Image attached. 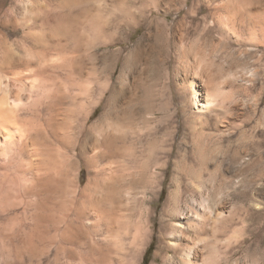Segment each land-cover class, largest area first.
Returning <instances> with one entry per match:
<instances>
[{
  "label": "rangeland",
  "instance_id": "374dc122",
  "mask_svg": "<svg viewBox=\"0 0 264 264\" xmlns=\"http://www.w3.org/2000/svg\"><path fill=\"white\" fill-rule=\"evenodd\" d=\"M59 1L34 0L50 10H60L57 8ZM39 3L36 4L37 10L40 8ZM120 3L117 0H98L94 3L97 9L95 11L99 10L97 20L100 22L101 19V22L88 28V42L81 49L72 46L66 51L52 50L56 60L55 69L53 68L55 71L42 75L47 79V85H51L48 88L49 96L38 97L33 106L30 105L23 111L28 118L33 116L32 113L39 111L41 116L33 117V124L44 128L48 136L51 134L49 139L52 137L54 142L50 139V145L57 148L55 150L60 159L73 165H70V183L66 187L70 189H66L69 193L67 204L58 200L57 196L56 200L43 191L37 193L28 173L19 186L14 188L15 196L9 197L0 193V232H5L6 227H14L20 248L55 246L59 238L56 229L58 225H62L60 220L63 207L71 206L69 197L76 189L72 181L78 166L81 187L87 183L85 156L79 155L77 142L80 123L83 116L92 109L95 110L87 126L100 123L107 111V105H121L128 98V93L118 92L121 87L119 77L127 60L131 78L138 86L140 95L143 93L139 86L141 78L149 80L158 94L153 103H147L146 106L145 103H140L137 107V122L145 130L132 137L133 139L129 135L125 142L126 148L131 149L126 152L123 162L130 172L138 173L140 165L147 161V176L152 177L156 157L162 154L159 146L169 145L172 141L173 133L148 135L149 125L158 124V129L162 130L166 121L178 120L180 124L170 172L162 181V191L157 188L160 190L159 198L155 197L151 203L153 210L155 209L157 224L151 240L142 251L139 264H152L154 261L159 235L167 228L164 207L170 192L176 188L179 189L183 200L198 199L200 194L219 192L227 211L225 218L218 224L219 234L221 237L231 234L233 236L226 249L229 263L264 264V62L260 60L264 61V39L261 35L262 16L259 14L264 11V0H121ZM21 4L22 0H5V3L3 1L2 5L0 4V29L3 28L7 35L4 45L16 52L15 55L20 56L18 59H21L22 55L26 60V50L30 44V39L26 36L29 29L24 24L19 27L5 25L4 20L10 16H18L19 10L15 8ZM166 15L171 23L168 37L164 33H157L162 26V18ZM226 19L236 28L238 38L222 35L217 22ZM135 27L138 28L135 30ZM130 33L132 36L129 40L127 36ZM181 34L185 37L184 45H192L198 51L201 61L209 65L210 73L225 87L230 97L224 109L198 115L189 105L183 90L185 72L181 62L184 58V47H181L178 41ZM121 42L123 54L117 57V50L122 47ZM4 45L0 44L1 62L9 57L8 53H5ZM34 49L41 50L39 47ZM81 55L85 60L81 61L82 71H78L72 66L75 64V58L80 59ZM116 58H119L118 66L112 74V79L108 80ZM244 66L260 69L254 80L235 79V71ZM246 85L250 88L248 96L245 93ZM16 89L13 88L14 91ZM161 95L162 97H159ZM95 102H99L98 106L94 105ZM58 111L70 115L69 119L78 115L71 119L75 133L70 136L71 143L66 148L54 137L49 125V118ZM51 113L53 114L50 116ZM39 138L41 137H38V140L42 141ZM196 143L203 151L205 149L207 163L198 160L196 148L194 149ZM3 147L4 138L0 134V150ZM257 147H260V150ZM25 159L27 162V157ZM76 159L79 164L75 163ZM149 184L147 190L151 192L153 183ZM128 188L135 192V198L126 199L123 212L129 214V208L135 205V216L138 218L144 208L141 196L146 188L139 182L126 183L125 191ZM24 201L30 203L27 210L24 209ZM89 221H93L91 216L84 219V223L88 224ZM75 222L80 224L77 220ZM102 234L99 232L98 236L101 237ZM80 240L82 243L76 245L77 247H88L89 240L86 236ZM104 247L105 244L102 243L100 249Z\"/></svg>",
  "mask_w": 264,
  "mask_h": 264
},
{
  "label": "bare ground",
  "instance_id": "6f19581e",
  "mask_svg": "<svg viewBox=\"0 0 264 264\" xmlns=\"http://www.w3.org/2000/svg\"><path fill=\"white\" fill-rule=\"evenodd\" d=\"M3 1L5 3V0H0L1 5ZM96 1L98 0H60L59 6H57L60 10H55V8L50 10L38 2L40 8L37 10L36 4L38 3L34 0H27L26 2L22 0V6L19 5L18 8H15L19 10L18 16L16 13V16L4 19L6 20L5 25L11 24L19 27V25L24 24L29 29L26 36L30 39V44L26 50L27 59L24 60L21 54L23 60L18 59L20 56L17 57L16 52L4 45L7 35L5 30H2L3 28L0 29V40L4 45L6 55L8 53L9 56L4 61H0V134L3 135L5 144V147L0 150V169L3 170L0 171V193L9 197L15 196L14 188L18 187L20 181L30 173L31 182L36 187L37 193L43 191L52 198L57 196L56 198L62 202L68 201L67 195L69 193H67L66 189L68 190V188L66 187L70 183V165L72 164L67 160L60 159L61 157L55 150L57 148L50 145L51 142H54L52 137L50 142L49 136L51 134L48 136V132L44 128L33 124V117H39V111L32 113L33 116L29 118L24 115L23 111L28 106H33L36 99H39L38 97L49 96L48 91L50 89L48 88L51 85H47L45 81L47 79H44L42 75L51 74V71L55 69L56 60L52 55V50L66 51L72 46L81 49L88 42V28H92L95 23L97 26L101 22V19L99 22V18H97L99 10L95 11L97 10L94 5ZM117 1L119 4L122 3H120L121 0ZM259 14L262 16L261 35L264 39V11ZM229 21L228 19L218 20L217 24L222 35L238 38L236 28ZM170 26L171 23L166 15L162 18V26L159 27L157 33H164L168 37ZM131 36L132 33L127 36L129 40ZM254 38L256 39V36ZM178 41L181 47H184V58L181 62L185 72L183 90L194 113L204 115L213 111L217 112L218 109H224L230 96L228 97L229 94L223 84L217 80L215 75L210 73L209 65L201 61L198 51L192 45L187 47L184 45L186 43L183 34L178 37ZM120 44L122 45V42ZM37 47L41 50L36 49L37 51H35L34 48ZM122 49L123 45L117 50V57L123 54ZM77 58H75L74 66H71L73 69L82 71L81 61H84L85 58H82L83 60ZM130 58L129 60H131ZM118 59L116 58L112 66L108 80L112 79V74L118 66ZM260 60L264 62L262 59ZM62 63L58 64L61 65ZM70 63L72 62L70 61ZM66 65L68 64L66 63ZM123 65L119 77L121 87L118 92L119 94L128 93V98L121 105L115 106L114 103L107 105L105 116L100 123L97 121L99 124L94 123L87 126L95 109L88 110L89 112L83 116L80 123L77 142L79 155L85 156L83 157L87 166V183L81 187V175L78 166L72 181L76 189L74 194L72 192L71 197H69L71 206L63 207L60 220L62 225H58L56 229L59 238L55 246L20 248L16 230L14 227H6L5 232H0V264H139L141 262L142 251L151 240L154 227L157 224L155 209L153 210L151 203L155 197L159 196L162 181L170 172L176 152L180 124L178 120L166 121L162 130L158 129V124L149 125L148 135L158 136L173 133L172 141L169 145L161 144L159 146L162 154H158L156 157L155 165L152 168V177L147 176V161L140 165L138 173L130 172L123 162V157L127 155L126 152L130 148H126L125 142L129 139V135L132 138L145 130L137 122V107L140 103H145V106L147 103H153L158 94L155 92L156 90H153L149 80L141 78L139 79V86L143 93L140 95L137 91L138 86L131 78L128 61L126 60ZM259 71L260 69L258 70L256 67L249 69L244 66L236 70L233 75L235 79L250 81L254 80ZM79 74L81 75L80 72ZM14 87L17 88L15 91L13 90ZM249 89L246 85L245 93L247 96ZM159 92H161L160 89ZM97 104L99 102L94 103L95 106H98ZM69 117L70 115L58 111L49 118V125L55 135L53 136L65 148L70 146V136L75 133L74 126L71 124L72 118L69 119ZM38 137H41L39 139L42 141L38 140ZM195 148L198 160L207 163L205 161V149L203 151L197 143ZM257 148L260 150V147ZM26 157L27 162H25ZM76 162L79 164L77 159ZM128 182H139L144 184L146 188L142 191L141 196L144 208L139 217L136 214L138 218L135 216L137 213L135 212V205H131L129 214L123 212L125 201L135 198V192L132 188L125 191V184ZM151 182L153 183L151 192H148L147 189ZM157 188L160 190L158 191ZM23 203L24 209L27 210L30 203L27 201ZM222 203L220 193L216 191L213 194H200L198 199L186 200L182 199L178 188L171 191L164 207L167 228L162 231V235H159L158 249L152 264H230L226 249L233 236L231 234L221 237L219 234L218 224L227 213ZM87 216H91L93 219L88 224L84 223ZM76 220L80 224H77ZM99 232L100 234L103 233L101 237L98 236ZM85 236L89 240L87 241L88 247H77L78 244L82 243L80 239ZM102 243L105 244L104 249H100Z\"/></svg>",
  "mask_w": 264,
  "mask_h": 264
}]
</instances>
